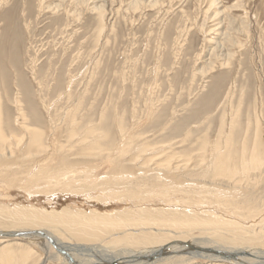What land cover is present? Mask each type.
Here are the masks:
<instances>
[{"label":"rangeland","instance_id":"1","mask_svg":"<svg viewBox=\"0 0 264 264\" xmlns=\"http://www.w3.org/2000/svg\"><path fill=\"white\" fill-rule=\"evenodd\" d=\"M0 131V231L43 229L83 263L175 240L264 253V0H0ZM13 239L0 264H62Z\"/></svg>","mask_w":264,"mask_h":264},{"label":"bare ground","instance_id":"2","mask_svg":"<svg viewBox=\"0 0 264 264\" xmlns=\"http://www.w3.org/2000/svg\"><path fill=\"white\" fill-rule=\"evenodd\" d=\"M36 136V134H34ZM35 136L33 137V140H32V144H35V145H38V141L39 139L35 138ZM37 136L38 133H37ZM4 137V136H3ZM2 139V134H1V131H0V140ZM4 140V139H3ZM2 141V140H1ZM3 142V141H2ZM1 142V143H2ZM0 143V144H1ZM4 143V142H3ZM2 143V145H3ZM204 155V154H203ZM214 162L212 161V166H213V171H215V173L217 174V176H223L224 179L225 177L228 179L230 178L231 176H235L233 174H235L237 171V168H236V165H227V164H224L222 159L217 156L214 158ZM162 161V160H161ZM203 163V162H201ZM199 164V163H198ZM207 164V163H206ZM210 166V165H209ZM208 166V167H209ZM157 167V166H156ZM158 167L160 168V166L158 165ZM179 167V166H178ZM207 167V168H208ZM158 168V169H159ZM163 168V167H162ZM177 168V166L175 167ZM195 168V167H194ZM211 168V166H210ZM244 168V169H247V167H241V169ZM151 169V168H149ZM155 169V168H154ZM153 169V170H154ZM166 169V168H165ZM152 170V169H151ZM164 170V169H163ZM207 170V169H206ZM205 170V172H206ZM209 170V168H208ZM243 170V169H242ZM162 171V170H161ZM199 172V171H198ZM201 172L204 173V171H200L199 174H201ZM155 173V172H154ZM197 177H199L198 175ZM202 174V175H203ZM207 174V173H206ZM205 174V175H206ZM213 174V173H212ZM241 174V173H240ZM156 175V174H154ZM204 175V176H205ZM204 176L202 177L204 179ZM208 176H210V173H208ZM214 177H216L214 174H213ZM156 177V176H155ZM154 177V178H155ZM192 177V176H191ZM206 177V176H205ZM213 177V178H214ZM217 177V178H218ZM262 177V176H261ZM57 178V177H56ZM209 178V177H208ZM212 178V177H211ZM258 178V177H257ZM157 179V178H156ZM160 179V178H159ZM207 179V178H206ZM233 179V178H231ZM200 180V178H199ZM202 180V179H201ZM239 180V179H238ZM236 181V180H235ZM205 183V180L204 182ZM206 183H207V180H206ZM239 183V181H238ZM202 184V183H201ZM137 185V184H136ZM173 185V184H172ZM169 186V185H168ZM177 186V184H176ZM201 186V185H200ZM203 186V185H202ZM206 186V185H205ZM208 186V185H207ZM175 187V186H174ZM178 187V186H177ZM176 187V188H177ZM209 187V186H208ZM172 188V187H171ZM181 188V187H180ZM204 188V187H203ZM210 188V187H209ZM168 189V188H167ZM205 189V188H204ZM203 189V190H204ZM215 189V188H214ZM220 189V188H219ZM170 190V189H169ZM216 190V189H215ZM218 190V189H217ZM202 191V190H201ZM188 192V191H187ZM217 192V191H216ZM220 192H223L220 190ZM128 193V192H127ZM130 194V193H129ZM133 194V193H132ZM131 194V195H132ZM186 202H191V201H188V199L185 200ZM218 201V200H217ZM232 201V200H231ZM230 201V202H231ZM189 205V203H188ZM176 209V208H175ZM161 210V209H160ZM166 210V209H165ZM168 210V209H167ZM141 211H144V210H141ZM149 211V210H148ZM177 211V210H176ZM187 211V210H186ZM190 211V210H189ZM91 212V211H90ZM131 212V211H130ZM145 212V211H144ZM173 212V211H172ZM54 213V212H52ZM50 213V214H52ZM56 213V212H55ZM54 213V214H55ZM124 213H127V212H124ZM147 213V211H146ZM163 213V212H162ZM168 213V212H167ZM189 213V212H188ZM192 214V212H190ZM92 214V213H90ZM94 214V213H93ZM123 214V213H121ZM142 214V213H141ZM156 214L158 215L159 212ZM161 214V213H160ZM175 214V213H173ZM21 215V214H20ZM67 215V214H66ZM69 215V214H68ZM67 215V216H68ZM82 215V214H81ZM117 215V214H116ZM134 215V213H133ZM150 215V214H148ZM163 215V214H162ZM172 215V213H171ZM176 215V214H175ZM179 215V214H178ZM186 215V214H185ZM190 215V214H189ZM194 215V213H193ZM198 215V213H197ZM16 216V215H15ZM55 216V215H54ZM59 216V215H57ZM63 216V215H62ZM65 216V215H64ZM66 216V217H67ZM70 216V215H69ZM76 216V215H75ZM73 216V217H75ZM91 216V215H90ZM98 216V215H97ZM123 216H125L123 214ZM129 216V215H128ZM17 217H19L17 215ZM72 217V216H71ZM104 217V216H103ZM133 218H136V215L135 217L132 216ZM149 217V216H148ZM157 217V216H156ZM205 217V216H204ZM26 218V217H25ZM60 218L63 219V217L60 216ZM70 218V217H69ZM101 218V217H99ZM128 218V217H127ZM139 218V217H138ZM137 218V219H138ZM170 218V216H169ZM27 219V218H26ZM50 219V218H49ZM68 219V218H67ZM76 219V218H75ZM96 215L94 218L91 219L90 217V220L86 221L87 223V226H90L91 227H94L96 225H98V227H101L99 224V222H97L96 220ZM135 219V220H137ZM143 219V218H142ZM150 219V218H149ZM163 219V218H162ZM179 219V218H178ZM183 219V218H182ZM181 219V220H182ZM194 219V218H193ZM193 219H191L193 221ZM199 220V218H197ZM51 220L53 221H56V223H58L60 220L56 219L55 218H51ZM71 220H73V218H71ZM71 220H64L62 221V223H64V225L62 226H65V228H68L70 230H73L72 227V222ZM77 220V219H76ZM75 220V221H76ZM100 220H103L101 223L103 224L104 228L107 230V231H112V230H115L116 228L118 227H121L126 225V222H127V219H122V218H106V219H100ZM132 220V218H131ZM134 220V221H135ZM141 220V219H140ZM160 220V219H159ZM166 220V219H165ZM171 220V219H170ZM176 220V219H174ZM185 220V219H183ZM58 221V222H57ZM83 221H85V219H83ZM142 221H146V220H142ZM153 221V220H152ZM180 221V220H179ZM178 221V223H179ZM189 221H190V218H189ZM200 221V220H199ZM208 221V220H207ZM77 222H79L80 224L84 225L85 223H82V219L81 220H78ZM76 222V223H77ZM140 222V221H139ZM183 222V221H182ZM185 222V221H184ZM196 222V221H195ZM202 222V221H200ZM99 223V224H98ZM190 223V222H189ZM193 223V222H191ZM132 224V223H131ZM137 224V223H135ZM140 224V223H139ZM137 224V225H139ZM149 224V223H148ZM148 224H145V225H148ZM60 225V224H59ZM79 225V224H78ZM86 225V224H85ZM129 225V224H128ZM127 225V226H128ZM144 225V223L142 224ZM155 224L152 223L151 226H153ZM202 225H205V224H202ZM209 225V224H208ZM212 225V224H211ZM77 226V225H76ZM86 226V227H87ZM136 226V225H134ZM140 226V225H139ZM157 226V225H155ZM172 226V225H171ZM188 226V225H186ZM206 226V225H205ZM83 227V228H82ZM125 227V226H124ZM133 227V226H132ZM137 227V226H136ZM141 227V226H140ZM158 227V226H157ZM160 227H161V224H160ZM167 227V226H166ZM180 227V226H179ZM192 227V226H191ZM196 227V226H195ZM199 227V226H198ZM208 227V226H207ZM138 228V227H137ZM164 228V227H163ZM170 228V227H169ZM177 228V227H176ZM186 228V227H185ZM189 228V227H188ZM193 228V227H192ZM204 228V227H203ZM220 228V227H219ZM81 231H78V230H75V232L73 233V236H76L78 237L79 239H89V237H93V234L94 236L96 235L94 232H91L89 230H84V226H81ZM126 229H129V227H127ZM125 230V232H127V230ZM133 229H135L133 227ZM191 229V228H190ZM195 229V228H194ZM215 229V228H214ZM218 229V228H217ZM93 230V228L91 229ZM188 230V229H187ZM64 231V230H63ZM94 231V230H93ZM100 231V230H99ZM132 231V230H131ZM135 231V230H134ZM98 232V231H97ZM96 232V233H97ZM116 232H117V229H116ZM130 232V231H129ZM179 232V231H178ZM221 232V231H220ZM33 233V234H31ZM72 233V231H71ZM100 233V232H99ZM108 233L107 232V236H108ZM123 233V232H122ZM122 233H118L119 235L122 234ZM259 233V232H258ZM103 234V233H102ZM117 234V233H116ZM115 234V235H116ZM117 234V235H118ZM124 234V233H123ZM98 235V234H97ZM96 235V236H97ZM107 236H103V237H106ZM110 236V235H109ZM102 237V236H101ZM15 238V239H13ZM0 239H1V242H6L8 239H13V240H24V241H29L31 243H38L40 244L44 249H45V253H48V255L52 256L54 259H57V260H61L60 262L62 264H159L160 262H162V260L164 259V257H166V255L170 254L171 255H174V254H185L187 255V257L189 256V259L192 258V259H196V258H204V259H209L210 261H213V262H218V263H225V264H264V253L261 251V252H256L254 250V252H251V251H241L240 249H231V248H226V249H216V248H209V247H200L194 243H188L186 241H172V242H168L166 244H163V245H159L157 246L156 248L154 247L152 250H150L146 255L144 253V255H141L140 253L139 254H132V255H129V256H116L114 257L113 259H110L108 261H106L105 263H101V262H90V263H83L82 261H79L78 260V257L75 256L72 252V248L69 247L68 245H64L63 243L59 242L57 240V238L54 237V235H52L51 233L47 232V231H44L43 229H25V230H15V231H0ZM87 239V240H88ZM96 239V238H95ZM94 239V240H95ZM101 239V238H100ZM92 240V239H90ZM97 240V239H96ZM95 240V241H96ZM152 240V239H151ZM191 240V239H190ZM12 241V240H11ZM89 241V240H88ZM101 241V240H100ZM39 245V246H40ZM83 245V244H82ZM80 246H78L79 248ZM196 249L197 251L193 250ZM75 249V247H74ZM13 250V249H12ZM26 250V249H25ZM20 250L18 252H13L9 254L3 258V262H6L8 264H26L27 261L29 260V257H30V252H28L27 250ZM30 250V249H29ZM178 250H179V253H178ZM243 250V249H242ZM249 250V249H248ZM77 251V250H76ZM146 251V250H145ZM130 254V253H129ZM5 255V254H4ZM3 255V256H4ZM113 255V254H112ZM168 257V256H167ZM143 258V260H141ZM162 258V260L160 259ZM169 258V257H168ZM167 258V259H168ZM2 260V259H1ZM8 260V262H7ZM165 260V259H164ZM163 260V261H164ZM259 261V263L257 262ZM2 262V263H3ZM45 262V261H44ZM37 264V263H36ZM39 264H42V263H39ZM45 264V263H44ZM161 264V263H160ZM217 264V263H216Z\"/></svg>","mask_w":264,"mask_h":264}]
</instances>
